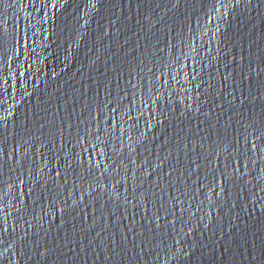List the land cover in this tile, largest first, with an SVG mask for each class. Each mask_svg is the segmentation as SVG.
<instances>
[{"label":"water","instance_id":"water-1","mask_svg":"<svg viewBox=\"0 0 264 264\" xmlns=\"http://www.w3.org/2000/svg\"><path fill=\"white\" fill-rule=\"evenodd\" d=\"M217 132L264 207V0H154Z\"/></svg>","mask_w":264,"mask_h":264}]
</instances>
